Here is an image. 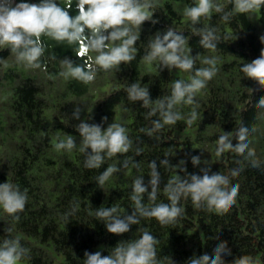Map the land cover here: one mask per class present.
<instances>
[{
  "label": "trees",
  "instance_id": "trees-1",
  "mask_svg": "<svg viewBox=\"0 0 264 264\" xmlns=\"http://www.w3.org/2000/svg\"><path fill=\"white\" fill-rule=\"evenodd\" d=\"M21 2L40 0H14ZM71 2L70 15L75 16L76 0ZM153 2L156 7L152 19L158 22L146 21L142 25L135 45L136 59L130 65L121 64L117 72L98 71L95 82L87 85L59 75L66 70L61 64L64 58L77 65L89 62L87 55L78 56L76 45L42 37L47 71L17 64L10 49L0 45V184L9 182L28 192L19 221L13 222L0 209V244L5 239H19L31 257L24 264H85L86 251L110 255L120 241L138 240L144 230L159 241L156 252L160 264H186L193 255L204 253L211 256L221 241L227 242L232 253L222 257L224 264H232L242 256L264 264V109L255 107L264 89L240 71L264 48L259 40L264 35V9L246 14L234 12L229 22L215 12L210 20H202L201 27L216 29L219 42L213 50L200 45L201 38L192 33L190 20L184 14L194 0ZM215 2L231 10L229 0ZM57 3L65 7L67 0ZM169 28L186 39L185 49H190L193 57L199 54L196 68L207 67L202 63L205 58L217 57L219 71L197 94L198 116L191 126L186 120L192 106L177 105L175 110L185 119L149 136L152 121L160 117H148L150 108L130 101L126 89L136 82L147 86L154 102L170 96L175 81L189 80L187 72L161 70L158 61L148 63L142 59L153 36ZM53 55L54 60L49 58ZM77 106L82 109L81 120L101 125L102 130L111 123L124 126L132 141L129 152L105 157L99 169L86 168L76 129L80 121L72 118ZM241 126L249 129V147L255 149L259 168L234 151L217 155L219 137L231 133L235 145ZM69 135L77 148L57 151L54 145ZM193 156L200 157V167L228 176L230 186L238 185L236 203L227 214L198 209L190 198H182L184 214L174 225L161 226L156 219L145 217L121 236L108 233L96 218L97 209L111 206L117 207L121 216L130 215L135 208L130 199L133 182L140 177L148 184L153 161L160 176L154 203H170L165 186L177 175H186L182 165L174 166L184 160L187 173L197 174L199 169L191 163ZM126 160L128 165L124 167ZM108 166L120 171L98 186L97 178ZM233 169H240L238 176H231ZM143 203L151 207L153 202L145 194Z\"/></svg>",
  "mask_w": 264,
  "mask_h": 264
},
{
  "label": "clouds",
  "instance_id": "clouds-1",
  "mask_svg": "<svg viewBox=\"0 0 264 264\" xmlns=\"http://www.w3.org/2000/svg\"><path fill=\"white\" fill-rule=\"evenodd\" d=\"M231 10L226 11L223 5L215 0H194L192 6L184 9V14L190 20L191 31L199 36L200 45L205 49H216L219 38L214 27H201L202 20H210L213 12L220 14V19L229 22L233 13H254L264 9V0H229ZM78 14L70 15L71 0H67L65 7H61L57 0H40L39 3H14V0H0V45H6L15 55L16 63H23L29 69L47 71L45 61L46 45L42 37L50 38L57 43L78 46V56L88 57L87 64L77 65L69 58H64L61 64L66 68L60 76L71 77L85 85L94 83L97 72H117L120 65H130L136 59L138 51L135 46L140 39L142 25L146 21L153 24V0H76ZM185 38L169 28L165 33H157L149 42V51L142 57L148 63L159 62V69H179L190 74L189 80H177L172 85L170 96L152 101L147 86L136 82L126 89L127 97L132 102H142V107L150 108L148 117L159 115L160 119L152 121V128L147 134L159 132L165 125H174L185 119L175 108L177 105L192 106L189 118L186 120L191 126L197 119L199 104L196 96L204 90L208 83L217 75L218 58H205L202 63L207 67L196 68L195 57L191 50L185 49ZM264 44V35L259 37ZM94 53L93 57L90 55ZM55 59V56L49 57ZM240 71L247 79L254 81L264 89V48L258 58L244 63ZM251 91V90H250ZM151 106V107H150ZM255 107L264 109V96H261ZM81 107L73 110L72 118L79 120L76 129L81 137L79 151L85 154L84 166L89 169H99L105 157L111 158L117 154H126L132 147V141L127 135V129L118 123H111L102 130L101 125L90 124L81 120ZM249 129L241 126L236 133L237 143L232 142L231 133H224L219 137L217 155L230 150L250 160L251 166L259 168L260 161L256 158L254 148L249 147ZM57 151H72L77 148L75 139L69 135L54 145ZM89 149L91 151H89ZM139 155V150H137ZM191 163L199 169L197 174L187 173L185 161L181 160V171L186 175H177L169 180L165 186L170 203L155 204L160 176L156 170V163L150 164L151 178L146 185L143 178L138 177L133 182L130 199L135 208L130 215L121 216L115 206L100 207L96 210V218L104 223L110 234L121 236L130 232L133 225L141 218H154L161 226L174 225L184 214L180 206L182 198H190L194 207L218 215H225L236 203L238 185L230 186L229 177L210 168L200 167V157L193 156ZM167 165V161H162ZM128 161H124L127 167ZM120 169L108 166L97 178L98 186L104 183ZM240 169H233L231 176L239 175ZM149 188L151 191H149ZM147 195L153 202L151 207L143 203ZM28 201L27 189L21 191L16 184L9 182L0 184V209L13 222L20 219ZM73 213L75 208H73ZM65 215V218H67ZM159 241L144 230L140 239L134 241H120L110 255H102L101 251L85 252V264H160L157 259L156 245ZM226 241H221L210 256L204 253L193 255L186 264H224L223 256L231 255ZM29 249L22 246L19 239H5L0 244V264H24L30 260ZM232 264H261L251 256L236 258Z\"/></svg>",
  "mask_w": 264,
  "mask_h": 264
}]
</instances>
